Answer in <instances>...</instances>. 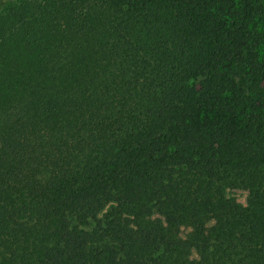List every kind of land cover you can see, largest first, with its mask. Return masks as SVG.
Returning a JSON list of instances; mask_svg holds the SVG:
<instances>
[{
    "label": "trees",
    "instance_id": "trees-1",
    "mask_svg": "<svg viewBox=\"0 0 264 264\" xmlns=\"http://www.w3.org/2000/svg\"><path fill=\"white\" fill-rule=\"evenodd\" d=\"M176 262L264 264V0H0V264Z\"/></svg>",
    "mask_w": 264,
    "mask_h": 264
},
{
    "label": "rangeland",
    "instance_id": "rangeland-1",
    "mask_svg": "<svg viewBox=\"0 0 264 264\" xmlns=\"http://www.w3.org/2000/svg\"><path fill=\"white\" fill-rule=\"evenodd\" d=\"M225 196L227 199L238 206H243L246 201V194L241 191H228L226 192Z\"/></svg>",
    "mask_w": 264,
    "mask_h": 264
}]
</instances>
